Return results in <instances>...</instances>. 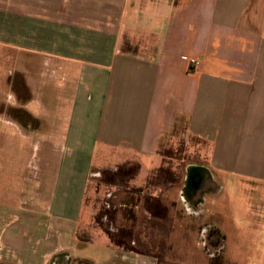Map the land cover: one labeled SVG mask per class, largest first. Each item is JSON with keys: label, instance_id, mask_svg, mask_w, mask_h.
<instances>
[{"label": "crops", "instance_id": "crops-1", "mask_svg": "<svg viewBox=\"0 0 264 264\" xmlns=\"http://www.w3.org/2000/svg\"><path fill=\"white\" fill-rule=\"evenodd\" d=\"M0 49V264H116L80 235L93 170L140 188L181 138L213 185L187 214L220 174L264 184V0H0Z\"/></svg>", "mask_w": 264, "mask_h": 264}, {"label": "rangeland", "instance_id": "rangeland-1", "mask_svg": "<svg viewBox=\"0 0 264 264\" xmlns=\"http://www.w3.org/2000/svg\"><path fill=\"white\" fill-rule=\"evenodd\" d=\"M9 69L8 62L0 63L3 85L9 79ZM206 149V143L198 138H181L163 149L161 165L140 188L129 183L137 174L135 166H128L132 161L115 168H95L80 233L81 239L93 241L89 253L98 261L112 258L116 264H133L132 259H137L136 264H144L142 258L131 254L128 260L117 245L145 255L147 264H264L263 183L220 174L225 187L214 197L209 196L216 201L210 211L216 213L204 215L195 201V214H187L181 197L201 198L188 186V168L194 164L208 166ZM144 161L149 164V160ZM190 189L197 195L186 193ZM209 233H218L221 250L209 247ZM107 236L115 252L106 249ZM67 263L85 264L76 260Z\"/></svg>", "mask_w": 264, "mask_h": 264}, {"label": "water", "instance_id": "water-1", "mask_svg": "<svg viewBox=\"0 0 264 264\" xmlns=\"http://www.w3.org/2000/svg\"><path fill=\"white\" fill-rule=\"evenodd\" d=\"M189 176L187 177L188 186L195 188L198 190L197 194L202 197L203 191L205 189L212 188V176L208 169L202 166L190 165L189 168ZM202 171V172H200ZM205 186L204 189H201ZM188 193V190H186Z\"/></svg>", "mask_w": 264, "mask_h": 264}, {"label": "flooded vegetation", "instance_id": "flooded-vegetation-1", "mask_svg": "<svg viewBox=\"0 0 264 264\" xmlns=\"http://www.w3.org/2000/svg\"><path fill=\"white\" fill-rule=\"evenodd\" d=\"M205 188V186H203L201 189H204ZM195 192H198V190H195ZM188 194H190L191 196H192V194H195V195H197L196 193H194L193 191H191V189L188 191ZM199 198H197L196 200H198ZM207 236V238H208V241H209V247L211 248V249H214V250H216V249H220L219 248V245H220V243H221V238L219 237V235H218V233L217 234H211V233H209V234H207L206 235ZM216 239V240H215ZM207 240V239H206ZM221 247V246H220ZM222 249V248H221ZM220 249V250H221Z\"/></svg>", "mask_w": 264, "mask_h": 264}, {"label": "trees", "instance_id": "trees-1", "mask_svg": "<svg viewBox=\"0 0 264 264\" xmlns=\"http://www.w3.org/2000/svg\"><path fill=\"white\" fill-rule=\"evenodd\" d=\"M129 165L128 166H135L136 167V169H135V173H138L139 172V170H140V164L139 163H137V162H130V163H128ZM130 164H132V165H130ZM135 167H133V168H135ZM135 176V175H134Z\"/></svg>", "mask_w": 264, "mask_h": 264}, {"label": "bare ground", "instance_id": "bare-ground-1", "mask_svg": "<svg viewBox=\"0 0 264 264\" xmlns=\"http://www.w3.org/2000/svg\"><path fill=\"white\" fill-rule=\"evenodd\" d=\"M200 172H202V171H200Z\"/></svg>", "mask_w": 264, "mask_h": 264}]
</instances>
